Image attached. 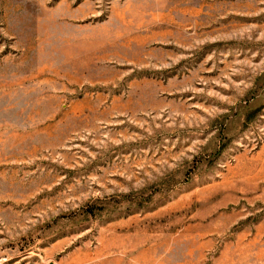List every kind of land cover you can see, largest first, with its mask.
<instances>
[{"label": "rangeland", "instance_id": "374dc122", "mask_svg": "<svg viewBox=\"0 0 264 264\" xmlns=\"http://www.w3.org/2000/svg\"><path fill=\"white\" fill-rule=\"evenodd\" d=\"M0 264H264V0H0Z\"/></svg>", "mask_w": 264, "mask_h": 264}]
</instances>
